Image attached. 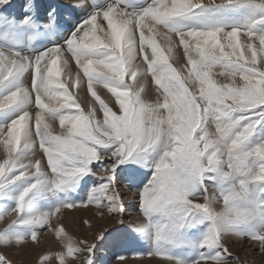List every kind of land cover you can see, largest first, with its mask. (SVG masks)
I'll list each match as a JSON object with an SVG mask.
<instances>
[{"label": "snow or ice", "instance_id": "6c2138e0", "mask_svg": "<svg viewBox=\"0 0 264 264\" xmlns=\"http://www.w3.org/2000/svg\"><path fill=\"white\" fill-rule=\"evenodd\" d=\"M239 2L150 0L138 11L110 4L81 21L63 45L35 56L0 50V84L29 70L32 77L30 91L16 88L0 97V112L22 109L29 103L35 106L34 116L32 109L21 110L15 119L0 127L4 150L0 188L25 177L35 178L16 198V207L6 214L12 217L9 224L21 216L25 197L34 189L50 184L63 190L84 175L102 181L90 190L87 200L63 205L50 215L36 216L25 223H46L62 209L88 204L96 205L101 213L104 209L109 214L122 212L116 170L128 162L145 164L154 156L152 175L136 192L139 211L145 218V222L137 224L138 230L152 231L157 243H171L186 224L206 223V231L195 245L202 251L191 264H233L224 243L229 232L238 237L246 234L264 250V231L250 226L257 209L264 213V142L248 143L256 129L264 126V31H254L256 25H264V15L245 28L229 30L211 27L182 31L175 23L197 9L231 7ZM9 3L10 0H0V8ZM84 3L85 0H72L71 4L80 8ZM248 6L264 13V0ZM54 12L52 9L48 13L45 30L53 28ZM100 18L106 28L98 23ZM10 24L15 30V21ZM19 27L32 28L28 39H34L36 25L32 16L25 15ZM241 34L247 38L243 44L239 42ZM173 37L183 49L186 65L182 68L170 63L176 58ZM65 51L87 80L88 93L98 102L102 120L91 101L84 112L60 81L62 68L68 64ZM217 75L225 77L226 82L217 81ZM126 76L132 81L142 79L133 84L126 82ZM149 76L158 93L154 103L146 102L141 95ZM78 81L79 73L72 82L73 89ZM94 86L111 93L120 114L97 95ZM70 107L77 111H66ZM52 120L58 121L61 131L54 130L49 122ZM37 144L38 153L30 156ZM45 160L50 180L45 176ZM209 187L214 189L212 196L208 195ZM201 196L203 203L193 202ZM221 202L223 207L216 211L214 203ZM237 226L248 227L240 231ZM107 231L99 232L91 244L80 241L82 248L69 241L67 254L86 251L82 264H93L96 242ZM0 233V245L5 247L26 243L9 238L7 228ZM37 235L32 232L30 238L35 241ZM147 255L159 257L157 264H186L161 248ZM57 259L64 264L62 253ZM0 264H9L3 255ZM116 264H128V258L117 257Z\"/></svg>", "mask_w": 264, "mask_h": 264}, {"label": "rangeland", "instance_id": "374dc122", "mask_svg": "<svg viewBox=\"0 0 264 264\" xmlns=\"http://www.w3.org/2000/svg\"><path fill=\"white\" fill-rule=\"evenodd\" d=\"M32 1L36 4V0ZM54 1L55 0L50 1L52 4L51 9H49L51 5L49 7L46 5V7L43 8L45 6L43 4V12L41 13H44L45 9H48L49 12L57 8L59 9L58 12L65 11V9H76L79 14L75 17L74 25L68 23L69 13L65 12L66 15L63 12L61 16L63 18L66 16V18H64L63 21H56L57 17L53 14L55 17L53 28L51 30H45L43 25L48 22L49 12L37 16L34 14L35 12L31 10L30 5H32V3H29L30 0H10V5H7L8 7L4 6L0 8V50L15 51L22 55L35 56L37 53L47 48L63 45L81 21L86 20L95 11L106 9L110 4L119 3L121 8L127 7L129 10L138 11L150 3V0H85L82 7L74 8L71 4L72 0L67 2L57 0L58 3L60 2V6H57ZM216 2L218 3L219 0H216ZM254 2H256V0H240L238 4L231 7L214 6L212 8L197 9L193 14H190L188 17L180 18L175 21V23L182 31L189 29L207 30L211 27H219L224 30H229L232 27L245 28L250 21L257 20L264 15L259 9L248 6ZM26 5L28 8L27 11L25 10ZM11 7L14 11L11 10L12 13L9 10ZM25 15L32 16L36 25L34 30L35 37L31 41H29L28 37L33 34V29L19 27V22ZM11 21H15L17 25L15 30L11 28ZM98 23L102 24L105 28L107 27L106 22H104L102 18L98 20ZM58 24L64 28H62L61 32L56 30ZM254 31H264V25H256ZM157 39L158 42H162V37H158ZM246 39L247 38L241 34L239 42L243 44ZM173 41L176 58L170 60V63L173 67L182 68L186 65L183 49L178 47L179 41L176 40L175 37H173ZM256 43L258 47V41ZM64 57L68 61V64L66 68H62L60 81L65 84L68 93L74 96L76 103L81 105V109L84 112L88 111V101H91L93 107L97 111L98 119L102 120L103 114L99 110V104L91 94L88 93L87 80L83 77L82 71L77 67L70 53L65 51ZM136 62L142 64V61L139 59H137ZM41 66L43 67V65ZM144 67L146 68V66ZM257 67H260L259 63ZM77 73H79V81L76 89H73L71 85L73 81L77 80ZM214 78L219 82H226L223 76L217 75ZM141 79V77H137L136 81H132L129 77H125L126 82L133 84L138 83ZM16 88H22L28 91L31 90V70L23 73L19 78L11 79L0 84V97L14 91ZM94 91H96L101 99L109 104V107H111L116 114H120L119 107L115 103V98L111 96V93H109L107 89L94 86ZM81 94L83 96L82 98ZM141 95L146 102L154 103L157 99L158 93L156 91V86L152 84L150 76L147 77L145 81V91ZM31 109L34 116V103L24 105L22 109L13 108L0 112V127L6 126L11 120L15 119L21 110ZM66 111L76 112L77 109L75 107H70ZM49 122L52 123L55 131L59 132L62 130L58 121L52 120ZM211 130L214 131V128ZM261 142H264V126L257 128L248 141L249 145H255ZM38 151L39 148L37 144L29 155L35 156ZM3 156V145L0 144V163H2ZM33 159H35V157ZM153 159L154 156L149 157L148 162L145 164L128 162L121 165L116 170L115 184L121 197L123 211L112 214H109L107 209H104L103 213H101L96 205L88 204L83 207L62 209L46 223L39 221L31 224L25 223V221L34 219L36 216H43L45 214L50 215L56 208L62 207L63 205L77 204L87 200L90 190L98 186L102 181L93 175H84L82 177H77L72 184L66 186L63 190H56L52 188L50 184L34 189L25 197L24 211L21 216L17 218L14 224H9L12 217L6 216V214L16 207V198L25 188L35 182V178L25 177L24 179L17 180L15 183H6L5 187L0 188V217L6 216L0 218V232H2L4 228H7L9 238H20L26 243H21L19 245L13 243L7 247L0 245V255H3L9 264H60L57 255L62 253L64 256V264H82L87 256V252H74L73 255L69 256L67 254L68 242L71 241L75 247L82 248L83 245L80 241H86L91 244L94 242L99 232L108 229L104 238L96 242L92 256L93 264H116L117 257H127L128 264H157L160 260L159 257L147 255L148 253H154L157 248L167 251L173 257L180 258L182 261L186 262V264H191V261L197 258L198 252L202 251L195 247V245L198 244L206 231V223L194 225L186 224L177 231L176 239L171 243L163 241L157 243L152 231H140L137 229V224L145 222V218L139 211V201L136 192H139L148 183L152 175L151 165ZM46 164L47 162L45 160V176L50 180L52 177L51 173L47 171ZM92 167L96 168L97 165H92ZM10 175H15V173H11ZM213 193L214 189L209 187L208 195L212 196ZM216 195H218V193H216ZM193 202L203 203V197L201 196ZM104 203H107V201L105 200ZM213 206L216 211H220L223 207L222 202L214 203ZM77 210H88L90 216H77L73 217L72 221L71 219L69 221L67 217L74 211L77 212ZM250 226L256 231H264V213H261L259 209H257L256 215L251 219ZM247 227L248 226H237L236 230L246 231ZM57 230H59V235H57ZM32 232L38 233L35 241L30 238ZM2 234L3 233H0V235ZM224 243L231 254L230 260L233 264H261L259 260L261 256L264 255V250L261 249L259 242L249 240L246 234L242 237H238L234 233H226ZM30 248H33L34 256L27 258L26 254L29 253L28 250H31ZM25 250H27V252H25ZM44 257H47V259H43ZM160 264H168V262L161 261Z\"/></svg>", "mask_w": 264, "mask_h": 264}, {"label": "bare ground", "instance_id": "6f19581e", "mask_svg": "<svg viewBox=\"0 0 264 264\" xmlns=\"http://www.w3.org/2000/svg\"><path fill=\"white\" fill-rule=\"evenodd\" d=\"M20 1V0H19ZM50 1L51 0H36L35 2H36V4L34 3V1H32V0H30V4L32 3V5H30V7H31V10H32V12H35L34 14L35 15H37V16H39L40 14H44L45 12H49V10L48 9H45L44 10V13H41V12H43V10H42V6H43V4L45 5L43 8H45L46 7V5H48V7L50 6V8L49 9H51L52 8V4L50 3ZM63 1H70V0H63ZM50 3V4H49ZM54 3L58 6H60V2L58 3V1L57 0H55L54 1ZM10 4H8V6H9ZM7 6V5H6ZM7 6V7H8ZM47 7V8H48ZM14 8V7H13ZM33 8V9H32ZM67 8H69V7H67ZM10 10V12L12 13V7H11V9H9ZM12 10V11H11ZM48 10V11H47ZM59 11V9L57 8V9H55V12L53 13L54 14V16H56L57 18H56V21H63L64 20V18H66V16H64V18L61 16V14L64 12H66V13H69V21H68V23H70L71 25H74V21H75V17H77L78 16V14H79V12H78V10H72V9H68V10H66L65 9V11H62V12H58ZM14 12V11H13ZM65 13V14H66ZM67 15V14H66ZM59 17V18H58ZM67 23V24H68ZM66 24V23H65ZM62 26L60 25V24H58L57 25V31H59V32H61L62 31ZM64 29V28H63ZM68 32V31H67ZM55 33H57V32H55ZM60 36V35H59ZM73 70V69H72ZM83 96H82V94H81V98H82ZM129 211V210H128ZM90 212L88 211V210H77V212L76 211H74L72 214H70L67 218L69 219V221H70V219H71V221H72V218L73 217H77V216H80V217H86V216H90V214H89ZM94 218V217H93ZM76 219V218H75ZM95 219V218H94ZM75 221H77V220H75ZM111 221V220H110ZM68 222V221H67ZM74 222V221H73ZM106 222V221H105ZM75 223V222H74ZM104 223V222H103ZM66 224V223H65ZM107 224V223H106ZM106 224H105V226H106ZM69 225H70V223H69ZM105 226H102V227H105ZM68 227V226H67ZM106 228V227H105ZM76 230V229H75ZM237 246V245H236ZM29 249V248H28ZM31 249V248H30ZM239 249V248H238ZM25 252H27V250H25ZM28 252L29 253H27L26 254V257L27 258H31V257H33L34 255V250H33V248L31 249V250H28ZM235 252V251H234ZM260 262H261V264H264V255H262L261 256V258H260V260H259ZM258 261V262H259ZM152 263V262H151ZM154 263V262H153ZM147 264V263H146ZM154 264H156V263H154Z\"/></svg>", "mask_w": 264, "mask_h": 264}]
</instances>
